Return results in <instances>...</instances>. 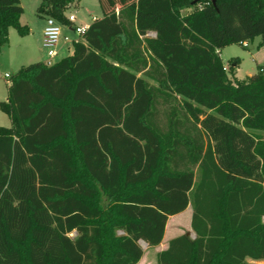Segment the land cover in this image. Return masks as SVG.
Here are the masks:
<instances>
[{
  "label": "trees",
  "instance_id": "1",
  "mask_svg": "<svg viewBox=\"0 0 264 264\" xmlns=\"http://www.w3.org/2000/svg\"><path fill=\"white\" fill-rule=\"evenodd\" d=\"M79 1L38 13L67 24ZM194 1L98 0L70 56L11 77L0 264H137L140 241L159 245L188 205L195 238L170 240L157 264L264 260V75L234 87L219 55L264 46V0ZM22 14L0 0V48L10 28L28 34Z\"/></svg>",
  "mask_w": 264,
  "mask_h": 264
},
{
  "label": "rangeland",
  "instance_id": "2",
  "mask_svg": "<svg viewBox=\"0 0 264 264\" xmlns=\"http://www.w3.org/2000/svg\"><path fill=\"white\" fill-rule=\"evenodd\" d=\"M42 0H19L20 6L23 9L20 23L22 25L31 27V32L26 38H21L13 29L10 44L6 47L0 48V102H5L6 86L10 79L5 78V74L10 77L15 75L21 66H26L34 62L35 59L26 55V52L34 51L37 58L49 60L47 51L42 46L43 28L45 27L46 16L38 13V8ZM186 14L187 12H183ZM74 15L76 24L89 25L92 18L102 16L98 0H80L78 4L71 5L66 11L65 16ZM65 32L64 28L62 29ZM74 36L73 33L66 32ZM260 38L257 37L253 41L247 42V47L242 44H234L225 47L220 52V58L227 68V75L232 86H237L238 82H245L246 78L255 74L261 73L264 75V47L258 48ZM73 52V44L64 47L62 42L59 44V54L51 60V64H55L70 56ZM39 55V56H38ZM233 64L236 66L232 67ZM233 69L234 74L231 75ZM1 113V112H0ZM9 120V119H8ZM7 118L6 122L1 121V124H9ZM264 135V133H261ZM174 219L172 223H175ZM120 231H116L115 235H120ZM143 254L146 253V258L152 260L156 248H150L140 243ZM264 264V263H263Z\"/></svg>",
  "mask_w": 264,
  "mask_h": 264
},
{
  "label": "crops",
  "instance_id": "3",
  "mask_svg": "<svg viewBox=\"0 0 264 264\" xmlns=\"http://www.w3.org/2000/svg\"><path fill=\"white\" fill-rule=\"evenodd\" d=\"M191 11V9H185L184 11H182V15H186V14H188L189 12ZM183 12H187L186 14H184ZM102 17V16H101ZM101 17H97V18H92V22L95 20V19H100ZM20 21H21V19H20ZM91 22V23H92ZM21 25H22V23H20ZM90 25V24H89ZM22 26H24V25H22ZM31 27H29L28 28V33H30L31 32ZM13 30V28H10L9 30H8V44L7 45H9L10 44V39H11V35L13 34L12 31ZM15 30V29H14ZM16 31V30H15ZM30 31V32H29ZM43 32V31H42ZM18 34V33H17ZM29 34H27V35H25V36H21V38H26L27 36H28ZM20 36V35H19ZM148 36L149 37H152V33L150 34H148ZM256 39V38H255ZM7 45H5L4 47H6ZM43 46V45H42ZM64 47H66V46H68V45H63ZM264 47V46H263ZM221 52V51H220ZM220 52H219V55H220ZM59 54V49H58V53H57V55ZM29 56V57H32L33 59H35L34 60V62L33 63H31V64H34V63H38V62H40V63H42V64H45V65H47V61L48 60H43V59H38L37 58V56H36V53L34 52V51H32V52H26V55L25 56ZM56 55V56H57ZM39 56V55H38ZM31 64H29V65H31ZM29 65H26V66H21L19 69H18V71L21 69V68H23V67H27V66H29ZM50 65H52V64H50ZM50 65H47V66H50ZM224 68H225V70L227 71V68L225 67V65H224ZM17 71V72H18ZM16 72V73H17ZM15 73V74H16ZM14 76V75H13ZM12 77V76H11ZM11 77L10 78H8V79H11ZM151 84H154V83H152L151 82ZM9 86H10V80H9V82L7 83V86H6V96H5V102H7V100H8V89H9ZM0 120L1 121H4V122H6L5 121V119L7 118V120L9 121V123H10V125L9 124H7V123H5V124H1V123H3V122H1L0 121V127H5V128H10L11 126H12V123H11V120H10V118H9V116L8 115H6L5 113H3L1 110H0ZM176 220V222L175 223H172V221L173 220ZM191 219H192V206L191 205H188V207L184 210V211H182V212H180V213H178V214H176V215H173V216H169L168 217V220H167V222H166V226H165V230H164V236H163V239H162V241L160 242V244L159 245H157V246H154V247H149V249L150 248H156V251H155V253H154V258L152 259V260H148L147 258H146V253H144L143 255H142V257H141V259H140V261L137 263V264H157V254L158 253H160V252H162V251H164V250H166L167 248H168V244H169V241L170 240H172V239H174V238H177V237H179V236H181V235H183V234H185V233H187L189 236H190V238H192V239H194L195 238V233L193 232V230H192V228H191ZM263 222H264V217H263ZM247 264H263L264 263V260H258V261H255V260H252V259H250V258H245V260H244Z\"/></svg>",
  "mask_w": 264,
  "mask_h": 264
},
{
  "label": "built area",
  "instance_id": "4",
  "mask_svg": "<svg viewBox=\"0 0 264 264\" xmlns=\"http://www.w3.org/2000/svg\"><path fill=\"white\" fill-rule=\"evenodd\" d=\"M67 24H62L56 21L52 17H47L45 20V27L43 28V40L42 45L47 51V65L51 64V60L56 57L59 49V44L62 42L63 45H70L79 43L83 41L84 34L88 30L90 25L76 24V18L74 15L70 14L65 16ZM64 28L65 32L63 33L62 29ZM66 32L73 33V37ZM151 34V33H150ZM152 37H155V34L152 33ZM244 47H247L246 43L242 44ZM5 78H10L8 74H5ZM70 236H73L70 235Z\"/></svg>",
  "mask_w": 264,
  "mask_h": 264
},
{
  "label": "water",
  "instance_id": "5",
  "mask_svg": "<svg viewBox=\"0 0 264 264\" xmlns=\"http://www.w3.org/2000/svg\"><path fill=\"white\" fill-rule=\"evenodd\" d=\"M200 1H208V2H210L213 6H215V4H216V0H195L194 2H193V4H195V3H197V2H200ZM140 243H144L143 241H140ZM145 244V243H144ZM146 245V244H145Z\"/></svg>",
  "mask_w": 264,
  "mask_h": 264
},
{
  "label": "bare ground",
  "instance_id": "6",
  "mask_svg": "<svg viewBox=\"0 0 264 264\" xmlns=\"http://www.w3.org/2000/svg\"><path fill=\"white\" fill-rule=\"evenodd\" d=\"M144 244V243H143Z\"/></svg>",
  "mask_w": 264,
  "mask_h": 264
}]
</instances>
